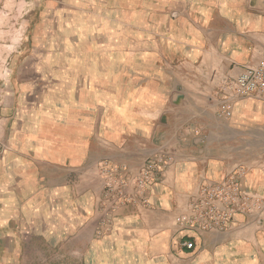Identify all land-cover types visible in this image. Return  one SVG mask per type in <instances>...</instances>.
<instances>
[{
	"label": "rangeland",
	"instance_id": "rangeland-1",
	"mask_svg": "<svg viewBox=\"0 0 264 264\" xmlns=\"http://www.w3.org/2000/svg\"><path fill=\"white\" fill-rule=\"evenodd\" d=\"M172 3L174 0H0V264H93L92 234L85 230L82 241L69 239L70 234L54 226L58 214L57 199L52 196L57 197V192L50 193V209H43L47 203H43L41 193L47 186L64 182L93 187V169L91 177L83 174L77 179L71 173L59 181L51 174L47 182L40 176L43 147L39 138L43 134L47 137L52 154L61 150L60 136L72 144L80 141L82 132L74 134L49 122L71 112L73 116V110L79 119L93 118V113L74 106L77 100L99 114V125L118 128L117 117L122 114L128 90L131 97L127 100L136 102L133 91L146 85L143 78L138 82V77L153 74L154 69L161 71L167 57L171 58L170 47L179 48L183 42L178 31H192L198 24L197 18H181L172 12ZM206 4L218 8L220 3ZM242 4L243 9L250 8L249 3ZM258 9H264V2ZM248 20L242 19L243 23ZM229 84L230 80H225L218 89L224 95L219 107L226 104L231 110L228 120L233 117L234 102L241 99L229 90ZM135 106L137 103L130 104L129 111ZM258 117L257 128L241 123L238 148L241 159L248 162L245 165L249 160L254 162L253 170L264 177V115ZM80 142L85 150L86 144ZM71 149L74 155V147ZM168 162L163 153H157L134 171L107 160L96 163L101 182L98 206L105 220L97 226V236L121 229L124 219L120 213L125 207L151 209L152 193L162 181ZM149 164L153 165L152 172L139 190L135 177ZM245 165H238L236 170L245 175ZM112 168L124 172V179L129 180L123 199L108 190L123 177L111 175ZM35 169L37 172L32 173ZM204 186L189 197L183 211L177 212L174 239L188 230L176 219L190 214ZM246 194L262 206L237 216L234 224L239 218H251L260 220L257 226L263 228L264 195ZM80 202L82 206L86 203L83 199Z\"/></svg>",
	"mask_w": 264,
	"mask_h": 264
},
{
	"label": "crops",
	"instance_id": "crops-1",
	"mask_svg": "<svg viewBox=\"0 0 264 264\" xmlns=\"http://www.w3.org/2000/svg\"><path fill=\"white\" fill-rule=\"evenodd\" d=\"M260 2L264 0H174L170 10L181 18H197L198 24L192 31H178L183 42L179 48L170 47L171 58L163 61L161 71L154 69L155 73L138 77V82L143 78L146 85L133 91L136 102L127 100L131 97L128 90L122 114L117 117L118 128L99 125V114L79 100L74 106L93 113V118L79 119L71 107L73 116L70 110L68 117L50 119L63 130L82 132L80 141L86 149L80 141L72 144L60 136L61 150L52 154L50 141L41 135L40 176L47 182L51 174L59 181L71 173L81 179L83 174L91 177L93 169V187L65 182L47 186L41 192L43 203H47L43 209L51 208L50 193L55 190L57 197H52L57 199L58 216L54 226L70 234L67 239L77 241H82L83 231L89 230L93 264H264V227L257 226L261 223L257 219L239 218L223 232L187 227L173 238L178 233L175 216L187 207L189 197L203 185L227 177L238 165L248 163L239 154L237 130L242 122L257 128L258 116L264 115V96L255 93L236 100L233 117L228 120L218 115L224 97L218 89L225 80L231 83L246 66L256 65L264 54V9H258ZM206 3L220 4L216 8ZM242 3H249L250 8L243 9ZM243 18H249L248 23H243ZM134 103L136 109L129 111ZM157 153H163L169 162L152 193L151 209L125 207L119 212L124 219L121 229L97 236V226L105 220L98 206L101 182L96 163L107 160L134 171ZM245 166L242 190L264 195V177L253 170L256 164L249 160ZM81 199L86 202L84 206ZM185 240L193 242V250L181 246Z\"/></svg>",
	"mask_w": 264,
	"mask_h": 264
},
{
	"label": "built area",
	"instance_id": "built-area-1",
	"mask_svg": "<svg viewBox=\"0 0 264 264\" xmlns=\"http://www.w3.org/2000/svg\"><path fill=\"white\" fill-rule=\"evenodd\" d=\"M229 90L238 97H247L255 93L264 96V54L255 66L244 68L233 81L229 84ZM218 115L225 119L230 118L231 110L223 104L219 109ZM153 165L149 164L141 170L135 177L139 190L145 186V182L150 177ZM110 174L123 175L119 177L113 186H109L110 192L118 193L119 198H124V189L129 180L124 179L126 174L118 172L112 168ZM243 176L241 170H236L224 179L216 182L207 183L199 192L198 202L192 207L187 216L178 217L176 222L186 228L197 231H226L235 222L239 215L261 208L262 203L246 193L240 187V180ZM182 247L192 250V241L185 240Z\"/></svg>",
	"mask_w": 264,
	"mask_h": 264
}]
</instances>
